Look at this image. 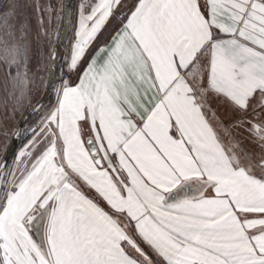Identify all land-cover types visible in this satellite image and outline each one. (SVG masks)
I'll use <instances>...</instances> for the list:
<instances>
[{"label":"snow or ice","instance_id":"6c2138e0","mask_svg":"<svg viewBox=\"0 0 264 264\" xmlns=\"http://www.w3.org/2000/svg\"><path fill=\"white\" fill-rule=\"evenodd\" d=\"M14 10L0 62L31 103ZM67 67L0 162V264H264V155L209 107L264 152V0H85Z\"/></svg>","mask_w":264,"mask_h":264},{"label":"rangeland","instance_id":"374dc122","mask_svg":"<svg viewBox=\"0 0 264 264\" xmlns=\"http://www.w3.org/2000/svg\"><path fill=\"white\" fill-rule=\"evenodd\" d=\"M67 0H1L0 1V39H9L6 32L9 30L4 24V12L9 5L14 4V15L8 18V25L15 32L18 41L27 42L29 45V66L32 68L33 84L31 103L27 99L17 102L18 92L13 90L12 84L7 80L6 68L0 62V162L4 161L5 154L14 137L19 139V147L15 152L11 163L21 148L31 138V129L40 119V112H34L24 127L20 124L27 113L37 105L55 102V89L59 87L62 77L76 79V74L70 72L67 67V58L74 44L75 33L79 17V7L85 0H74V10L68 43L65 49L59 51L58 76L55 87L48 91V77L50 69V54L59 45L60 34L63 25L64 5ZM92 2V0H88ZM54 100V102H53ZM221 107L220 104H218ZM234 115V112H230ZM228 117V112L221 113ZM236 116V115H235ZM230 120V119H229ZM234 119V123L236 122ZM226 121V120H225ZM228 122V121H227ZM232 123V125L234 124ZM232 133L238 135L237 142L246 148L259 160L264 152L253 135L246 127H232ZM231 133V134H232ZM7 134V135H6ZM233 135V134H232ZM230 139V137H229ZM254 141L251 142V141ZM235 142L228 144L231 148ZM227 145V144H226Z\"/></svg>","mask_w":264,"mask_h":264},{"label":"water","instance_id":"95a60500","mask_svg":"<svg viewBox=\"0 0 264 264\" xmlns=\"http://www.w3.org/2000/svg\"><path fill=\"white\" fill-rule=\"evenodd\" d=\"M73 7H74V0H67L65 2L64 13H63V25L60 34L59 45L56 46L53 50L56 53V60L55 63H53V60L51 59V63H50V71H49L48 87H47L48 91H51L55 87L57 81L59 51L61 50V48L65 49L68 43V38L72 23V16H73ZM33 113L34 111L32 108L22 120L20 124L21 128L24 127V125L27 123V121L30 119ZM18 147H19V139L17 137H14L4 157V160L6 158L9 164L11 163V160L13 159V156L17 151Z\"/></svg>","mask_w":264,"mask_h":264},{"label":"crops","instance_id":"0c3cea01","mask_svg":"<svg viewBox=\"0 0 264 264\" xmlns=\"http://www.w3.org/2000/svg\"><path fill=\"white\" fill-rule=\"evenodd\" d=\"M218 104H220L221 107H219ZM209 107L215 113L216 119H213L212 122L216 126L217 132H218L222 142L225 144V146L230 148L228 145L230 143V141L235 142V143L240 142V141H238V135H235L234 133H232V130L229 127L230 125H232V123H234V119H236V117L238 118V114L232 110L231 106L222 102L221 100H219L215 97H212L209 100ZM224 112H228V117L226 115L223 116L221 114ZM230 112H234V115L230 116L231 115ZM229 137H230V139H229ZM252 138H255V137L253 136ZM251 142L254 143L253 140ZM240 148L242 150H244L245 152L250 153L248 150L249 148H246L245 146H242V145H240Z\"/></svg>","mask_w":264,"mask_h":264},{"label":"flooded vegetation","instance_id":"af4514ba","mask_svg":"<svg viewBox=\"0 0 264 264\" xmlns=\"http://www.w3.org/2000/svg\"><path fill=\"white\" fill-rule=\"evenodd\" d=\"M50 63H51V60H50ZM49 71H50V69H49ZM49 78V77H48Z\"/></svg>","mask_w":264,"mask_h":264}]
</instances>
